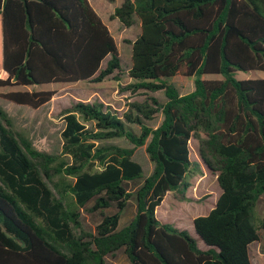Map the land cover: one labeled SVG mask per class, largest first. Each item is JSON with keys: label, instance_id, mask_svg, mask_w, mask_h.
I'll use <instances>...</instances> for the list:
<instances>
[{"label": "trees", "instance_id": "obj_1", "mask_svg": "<svg viewBox=\"0 0 264 264\" xmlns=\"http://www.w3.org/2000/svg\"><path fill=\"white\" fill-rule=\"evenodd\" d=\"M111 17L125 27L140 20L141 32L126 40V90H163L167 101L149 96L122 115L102 101H74L63 110L58 154L35 148L0 105V264H108L121 250L130 264H252L250 245L264 227L255 215L264 195V78L235 73L264 71V0H122ZM0 29V87L102 82L121 70L117 41L89 0H0ZM180 72L195 78L190 93L168 80ZM56 93L1 96L37 109ZM158 112L161 123L150 127ZM115 138L133 146L108 142ZM192 138L221 188L193 221L203 246L157 217L168 192L185 200L188 177L203 173L190 157ZM141 146L154 163L148 176L133 158ZM131 200L136 214L120 228ZM91 202L103 214L96 233L82 221Z\"/></svg>", "mask_w": 264, "mask_h": 264}, {"label": "rangeland", "instance_id": "obj_2", "mask_svg": "<svg viewBox=\"0 0 264 264\" xmlns=\"http://www.w3.org/2000/svg\"><path fill=\"white\" fill-rule=\"evenodd\" d=\"M96 6L105 14L106 21L114 35L120 56L121 70L116 72V77L107 78L102 82L83 81L80 83H55L48 85H35L37 89H56L57 94L53 99L44 106L34 109L30 106L14 103L1 96L2 93L13 90H26L25 86H5L0 87V105L8 112L13 120V128L15 131L26 135L33 143V146L40 151L58 154L62 150L63 139L61 132L65 122L63 120V110L70 107L74 101H102L109 107H112L119 115H122L130 108L134 101L143 102L149 96L157 97L161 103L167 101L163 90L145 91L140 90L136 93L126 90L129 83L133 79L129 76L128 70L132 65V49L131 44L126 40H133L140 33L139 18L136 17L135 23L131 27H125L118 19H112L111 15L116 4L109 0H96ZM110 57V56H109ZM103 62V67L106 66L107 60ZM2 67V31L0 29V78L3 75ZM205 78H222V75L210 74ZM235 77L238 79L248 78H264V71H236ZM172 82L180 94H187L195 88V78L186 76L183 72L168 79ZM163 119L162 112L154 115L152 120H147L146 123L153 128L159 126ZM129 127L136 133H140V127L136 124H128ZM111 143H116L122 146L131 147V144L125 138L111 139ZM199 141L196 138L190 140V157L193 161L200 163L203 173L196 174L193 177H188L191 186L186 191V199L180 200L174 192H168L158 207L157 217L161 222L170 224L180 229H187L192 236L198 239L203 246L205 243L196 233L194 228V217L208 214L215 206L217 199L221 193V188L217 181V175L211 172L201 161L198 153ZM134 160L139 162L144 169L146 176L150 175L154 168V163L151 161L146 146L137 147L133 156ZM142 180L131 181L128 183V188L134 190L136 185ZM92 202L82 209V221L84 228L87 231L96 233L97 225L101 222L103 214L100 211L91 212L89 208ZM116 211L115 207L105 209L104 213L111 214ZM136 214V202L131 200L128 207L124 210L120 219L119 227L127 225ZM255 215L258 225L264 222V195L257 203ZM250 257L252 264H264V227L259 230V239L250 245ZM108 264H130L125 253L117 251L114 254L106 257Z\"/></svg>", "mask_w": 264, "mask_h": 264}, {"label": "crops", "instance_id": "obj_3", "mask_svg": "<svg viewBox=\"0 0 264 264\" xmlns=\"http://www.w3.org/2000/svg\"><path fill=\"white\" fill-rule=\"evenodd\" d=\"M90 1V3H91V5L93 6V8L96 10V12L101 16V18H102V20L104 21V23L108 26V22H105L106 21V17H105V14L103 13V12H101L99 9H98V7L96 6V3H97V1L96 0H89ZM117 1V0H116ZM115 2V1H114ZM122 3V0H121V2H119L118 4H116V6H115V8L117 7V6H119L120 4ZM115 8H114V10H115ZM114 12V11H113ZM113 14V13H112ZM115 20V19H114ZM109 27V26H108ZM109 29H110V27H109ZM139 29H140V32H141V27H140V20H139ZM110 31H111V29H110ZM112 32V31H111ZM134 40V39H133ZM102 66H103V63H102ZM6 76H7V73L4 71L3 72V75H2V78H6ZM80 82H83V81H78V82H68V83H80ZM51 84H55V83H49V84H42V85H51ZM25 87H28V90H32V89H36V90H45V89H37L36 88V86L35 85H29V86H25ZM47 89H50V88H47ZM53 90H56V89H53ZM57 91V90H56ZM57 94V93H56ZM55 94V95H56ZM27 106V105H26ZM195 218V217H194Z\"/></svg>", "mask_w": 264, "mask_h": 264}, {"label": "water", "instance_id": "obj_4", "mask_svg": "<svg viewBox=\"0 0 264 264\" xmlns=\"http://www.w3.org/2000/svg\"><path fill=\"white\" fill-rule=\"evenodd\" d=\"M203 241V240H202ZM204 242V241H203ZM205 243V242H204Z\"/></svg>", "mask_w": 264, "mask_h": 264}]
</instances>
